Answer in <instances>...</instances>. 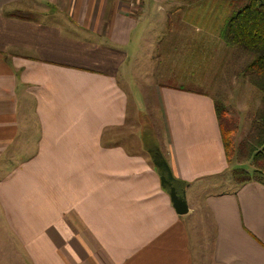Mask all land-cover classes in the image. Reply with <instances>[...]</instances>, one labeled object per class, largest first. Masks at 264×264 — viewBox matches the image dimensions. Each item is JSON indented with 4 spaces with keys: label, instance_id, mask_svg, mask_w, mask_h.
I'll return each mask as SVG.
<instances>
[{
    "label": "crops",
    "instance_id": "obj_1",
    "mask_svg": "<svg viewBox=\"0 0 264 264\" xmlns=\"http://www.w3.org/2000/svg\"><path fill=\"white\" fill-rule=\"evenodd\" d=\"M181 1L0 0V264H264V185L235 184L216 96L140 75L191 36L141 5ZM140 113L157 142L132 148Z\"/></svg>",
    "mask_w": 264,
    "mask_h": 264
},
{
    "label": "rangeland",
    "instance_id": "obj_2",
    "mask_svg": "<svg viewBox=\"0 0 264 264\" xmlns=\"http://www.w3.org/2000/svg\"><path fill=\"white\" fill-rule=\"evenodd\" d=\"M245 4L246 0H196L189 5L188 2L181 1L170 12L171 15L158 12V4L153 3L149 7L141 5L140 16L145 17L143 19L182 20L186 25L184 28L190 29L191 36L186 41L178 42L177 59H167L168 54L155 53L157 75L152 74L154 69L145 70V65H142L140 75L153 82V79H158L159 73L162 77L167 74L169 79L165 82L163 80L161 85H182L191 91L212 93L217 100L223 101L234 128L231 168H244L251 173L253 168L249 163L239 164L243 158L240 160L238 157L237 148L249 133L256 111L261 105V93L251 85L247 76L236 75V70L244 63V57H240L243 55L241 51L227 48L218 36L228 19ZM144 40L146 41L142 47L146 53L150 38L146 36ZM135 79L133 78L134 82ZM121 80L124 81V78ZM130 124L127 130L120 131L123 139L126 138L127 145L136 148L157 142L155 134L147 135L151 121L146 116L140 113ZM227 180L228 175L223 176L225 186L228 184ZM2 224L7 225L5 220L0 226Z\"/></svg>",
    "mask_w": 264,
    "mask_h": 264
},
{
    "label": "trees",
    "instance_id": "obj_3",
    "mask_svg": "<svg viewBox=\"0 0 264 264\" xmlns=\"http://www.w3.org/2000/svg\"><path fill=\"white\" fill-rule=\"evenodd\" d=\"M220 39L227 48L241 51L244 63L236 70V75L247 76L251 85L261 93V105L249 133L237 148L238 157L243 158L239 164L249 163L253 171L236 168L232 170V178L237 186L250 182L264 185V0H246L245 6L222 27ZM214 104L227 162L232 164L234 128L223 101L215 99ZM176 186L183 190L186 183L176 180Z\"/></svg>",
    "mask_w": 264,
    "mask_h": 264
},
{
    "label": "water",
    "instance_id": "obj_4",
    "mask_svg": "<svg viewBox=\"0 0 264 264\" xmlns=\"http://www.w3.org/2000/svg\"><path fill=\"white\" fill-rule=\"evenodd\" d=\"M153 163L158 170H160L162 186L168 189L176 213L178 215L187 214L189 207L186 200V192L184 189L180 191L177 188L176 179L174 178L167 161L158 150L153 154Z\"/></svg>",
    "mask_w": 264,
    "mask_h": 264
},
{
    "label": "built area",
    "instance_id": "obj_5",
    "mask_svg": "<svg viewBox=\"0 0 264 264\" xmlns=\"http://www.w3.org/2000/svg\"><path fill=\"white\" fill-rule=\"evenodd\" d=\"M131 1H134L135 2V0H131ZM132 4H134V3H132Z\"/></svg>",
    "mask_w": 264,
    "mask_h": 264
},
{
    "label": "flooded vegetation",
    "instance_id": "obj_6",
    "mask_svg": "<svg viewBox=\"0 0 264 264\" xmlns=\"http://www.w3.org/2000/svg\"><path fill=\"white\" fill-rule=\"evenodd\" d=\"M179 190L181 191V188Z\"/></svg>",
    "mask_w": 264,
    "mask_h": 264
}]
</instances>
